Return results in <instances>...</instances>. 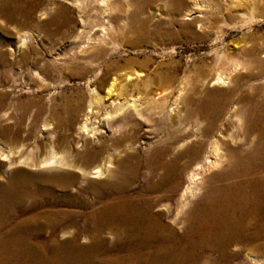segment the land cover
<instances>
[{
  "label": "bare ground",
  "instance_id": "1",
  "mask_svg": "<svg viewBox=\"0 0 264 264\" xmlns=\"http://www.w3.org/2000/svg\"><path fill=\"white\" fill-rule=\"evenodd\" d=\"M8 1L0 0L5 21L11 19ZM72 1L84 23L101 17L94 29L102 37L97 44L112 37L141 48L153 40L161 45L182 37L206 42L215 35L225 44L230 24L241 23L251 31L264 22V0H135L130 14L128 7H118L127 0ZM155 5L166 8L165 14H151L149 8ZM186 9L200 15L180 18ZM63 13L59 11L51 25L75 20ZM25 17L27 23L31 17ZM247 31V39L256 35ZM260 39L263 42L244 52L225 47L215 49L214 57H201L197 64L195 60L192 94L184 95L186 83L181 82L173 103V85L165 77L151 82L146 93L151 110L175 116L170 117V131L145 148L128 142L135 134L116 133L88 146L83 165L58 153L43 161L54 169L78 168L80 174L38 178L18 171L0 182V264H233L248 250V258L264 261V36ZM88 41L93 44L91 36ZM108 53L99 50L94 57ZM150 61L127 60L142 66ZM133 76L145 75L127 72L126 80ZM115 84L114 79L108 95ZM128 98L134 104L142 100L140 95ZM102 100L96 95L91 106ZM14 155L1 150L0 160L12 166L18 161ZM22 174L25 178H19ZM141 176L148 182L145 193L158 195L132 193ZM89 193L96 199L89 200ZM96 201L100 206L91 214L54 209L69 204L93 207ZM61 232L69 235L64 242L59 240ZM81 237L90 243L81 246Z\"/></svg>",
  "mask_w": 264,
  "mask_h": 264
},
{
  "label": "rangeland",
  "instance_id": "2",
  "mask_svg": "<svg viewBox=\"0 0 264 264\" xmlns=\"http://www.w3.org/2000/svg\"><path fill=\"white\" fill-rule=\"evenodd\" d=\"M134 1L127 0L118 7L125 10L128 7L130 14L135 10ZM188 1L190 4L191 0ZM165 9L162 5H155L149 8V12L165 14ZM59 11L74 15L75 20L64 25H51ZM26 13L31 17L27 23ZM192 13L186 9L179 17ZM7 15L10 21H5L0 15V151H14L18 161L11 166L0 160V182L8 181L18 171L38 178L73 172L80 174L78 168L61 166L54 169L45 166L43 161L58 153V156L83 165L82 153L88 146L98 145L116 133L135 134L128 142L138 144L137 148H145L170 131V117L175 116L151 110L152 104L146 94L152 88L151 82H159L165 77L164 80L173 85V103L181 82L186 83L184 95L192 94L194 79L190 75L193 74L195 60L197 64L201 57H214L215 49L223 50L225 47L232 51L237 47L244 52L246 47L263 42L260 38L264 36V22H260L261 28L253 25L251 31H247L249 26L242 27L241 23L234 22L226 27L228 39L225 44L221 43L225 39L216 40L215 35V40L206 42L182 37L166 45L153 40L141 48H134L122 38L111 37L103 40V44H97L102 37L100 31L94 29L101 25V17H93L84 23L80 8L72 0H9ZM199 15L195 13L189 17ZM243 30L256 35L247 39ZM24 35L28 36L26 40ZM90 36L92 45L88 41ZM99 50H108L109 53L104 58L95 59ZM136 57L139 60L147 57L151 61L146 66L127 62ZM210 63L209 70L214 67L215 59ZM176 68L180 70L175 71ZM127 72H142L145 76L143 79L133 76L127 81ZM114 79V93L108 95L107 89ZM131 94L134 97L140 95L142 100L135 104L130 102L128 95ZM96 95L103 98L102 103L91 106ZM89 110L93 113L88 117ZM86 122L89 129L84 128ZM92 128H95V134ZM20 177L25 178V175ZM90 180L93 183L105 181ZM147 184L141 176L133 183L132 193L149 194L151 197L158 195L145 193ZM75 191L74 188L72 192ZM87 197L91 201L96 199L92 193ZM178 199L179 196L174 202L177 203ZM30 201L27 205H31ZM99 206L100 202L96 201L93 207L69 204L56 205L54 209L91 214ZM175 206L172 209L176 214ZM181 217L179 214L176 219ZM94 234L97 236L98 232ZM68 237L62 232L59 234L61 242ZM78 243L84 246L90 241L81 237ZM231 249L236 248L233 246ZM248 252L242 253L233 264H264V261L248 258Z\"/></svg>",
  "mask_w": 264,
  "mask_h": 264
}]
</instances>
